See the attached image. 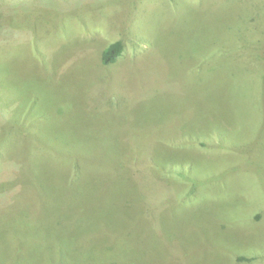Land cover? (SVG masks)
Instances as JSON below:
<instances>
[{
  "label": "rangeland",
  "instance_id": "1",
  "mask_svg": "<svg viewBox=\"0 0 264 264\" xmlns=\"http://www.w3.org/2000/svg\"><path fill=\"white\" fill-rule=\"evenodd\" d=\"M98 1L0 14V264H264V0Z\"/></svg>",
  "mask_w": 264,
  "mask_h": 264
},
{
  "label": "trees",
  "instance_id": "2",
  "mask_svg": "<svg viewBox=\"0 0 264 264\" xmlns=\"http://www.w3.org/2000/svg\"><path fill=\"white\" fill-rule=\"evenodd\" d=\"M106 1H109V0H106ZM98 4H102V3L99 2L98 0H23V1L20 0V2H17L16 0H0V14L5 16L6 18L7 17L10 18L11 15H14V12L16 14L25 12L23 14V15H25L29 12H33V11H36L38 9H44V10L49 9V10H55V12L60 11L59 13H62L61 16H65V15H68L71 13V14H73L74 18H76V19H72V20L78 21L79 24L81 22H83V24H84V21H86V22L88 21V23H86V25H88V24L92 23V22H89V20H95V21L101 22L103 20L102 16L104 15V12H99V14L96 17H93L92 14L89 11H87V15L82 16V18L79 19V18L75 17L74 11L77 9H80L83 5H98ZM130 8H131V5H130ZM134 9H135V7H134ZM67 22L68 21L61 19V24L64 28V33L61 35V37L63 39L65 37L71 36V32L69 30H67L63 25L64 23L67 24ZM6 23L10 24L11 20L9 22L6 20ZM73 26H74V22H73ZM6 27L8 28L7 24H6ZM12 33L14 34L15 32L10 31L9 36H11ZM123 52H124V45H122L121 42H115V43H112L111 45H109L108 47H106L101 52L100 58H101L102 63L104 65H112L117 61V58H119L121 56V54H123ZM10 166H12V168H14L16 166V164L10 163ZM18 168L19 167H15L11 172L17 170ZM0 172H1L0 173V176H1L0 182L8 181L10 178L9 169L8 170L5 169V170H2ZM8 194H9L8 192L0 193V203H1V201H3V199L6 198L5 195H8ZM42 195H43V193H42ZM43 197H44V195H43ZM5 200H7V199H5ZM44 200L46 201L47 199L45 198ZM53 222H51V223H53ZM242 259H243V261L247 260L245 258H242ZM247 261H250V260L248 259Z\"/></svg>",
  "mask_w": 264,
  "mask_h": 264
}]
</instances>
